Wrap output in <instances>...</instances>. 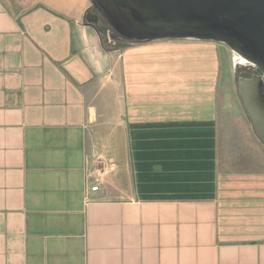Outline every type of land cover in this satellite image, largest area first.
I'll use <instances>...</instances> for the list:
<instances>
[{
  "label": "crops",
  "instance_id": "obj_1",
  "mask_svg": "<svg viewBox=\"0 0 264 264\" xmlns=\"http://www.w3.org/2000/svg\"><path fill=\"white\" fill-rule=\"evenodd\" d=\"M92 15L0 0V264H264V147L220 102L227 46L107 49Z\"/></svg>",
  "mask_w": 264,
  "mask_h": 264
},
{
  "label": "water",
  "instance_id": "obj_2",
  "mask_svg": "<svg viewBox=\"0 0 264 264\" xmlns=\"http://www.w3.org/2000/svg\"><path fill=\"white\" fill-rule=\"evenodd\" d=\"M89 1L97 11L95 24L107 26L108 43L211 41L254 65L260 74L238 80V92L250 128L264 147V0Z\"/></svg>",
  "mask_w": 264,
  "mask_h": 264
},
{
  "label": "rangeland",
  "instance_id": "obj_3",
  "mask_svg": "<svg viewBox=\"0 0 264 264\" xmlns=\"http://www.w3.org/2000/svg\"><path fill=\"white\" fill-rule=\"evenodd\" d=\"M93 11L97 13L96 9L94 8ZM97 29L98 31L101 32L100 34L102 35V40L107 49L111 47L119 48L123 46L122 43H116L113 46L112 44L107 42V26H104L101 23H99ZM227 48H228L231 67L228 75L225 78L221 79V86L219 89L221 93L219 97L221 104L224 103L226 105L227 120L228 123L230 124L231 121H233L236 116V110L234 109L235 105L233 103H236L240 105V107H243L238 92V80L249 79L254 75L260 74V71L251 63L247 61L243 62V60L240 58V56L237 53L233 52L229 47ZM243 110L245 113V118H247V121L250 122L244 107ZM241 132L243 133V131Z\"/></svg>",
  "mask_w": 264,
  "mask_h": 264
},
{
  "label": "built area",
  "instance_id": "obj_4",
  "mask_svg": "<svg viewBox=\"0 0 264 264\" xmlns=\"http://www.w3.org/2000/svg\"><path fill=\"white\" fill-rule=\"evenodd\" d=\"M100 185H101V180L99 178L94 179V184L91 187V192L93 193L99 192Z\"/></svg>",
  "mask_w": 264,
  "mask_h": 264
},
{
  "label": "bare ground",
  "instance_id": "obj_5",
  "mask_svg": "<svg viewBox=\"0 0 264 264\" xmlns=\"http://www.w3.org/2000/svg\"><path fill=\"white\" fill-rule=\"evenodd\" d=\"M239 56H240V55H239ZM240 58L243 60V62H244V61H245V62L247 61L246 59H244V58L241 57V56H240ZM241 62H242V61H241ZM247 62H248V61H247Z\"/></svg>",
  "mask_w": 264,
  "mask_h": 264
},
{
  "label": "flooded vegetation",
  "instance_id": "obj_6",
  "mask_svg": "<svg viewBox=\"0 0 264 264\" xmlns=\"http://www.w3.org/2000/svg\"><path fill=\"white\" fill-rule=\"evenodd\" d=\"M95 14H96V12H95ZM100 23V22H99ZM99 25V24H98Z\"/></svg>",
  "mask_w": 264,
  "mask_h": 264
}]
</instances>
